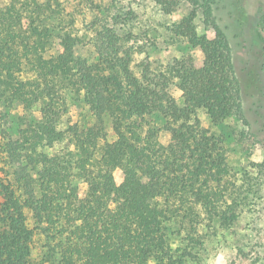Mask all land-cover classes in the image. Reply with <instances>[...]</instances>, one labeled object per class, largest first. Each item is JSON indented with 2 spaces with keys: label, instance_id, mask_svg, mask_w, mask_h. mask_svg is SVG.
<instances>
[{
  "label": "trees",
  "instance_id": "trees-1",
  "mask_svg": "<svg viewBox=\"0 0 264 264\" xmlns=\"http://www.w3.org/2000/svg\"><path fill=\"white\" fill-rule=\"evenodd\" d=\"M73 1L113 19L93 0L0 5V264H32L35 243L40 264H190L208 237L201 228L236 218L221 144L231 137L223 121L242 114L244 75L214 0H185L214 37L197 36L193 10L175 27L183 55L156 70L110 20L85 36L93 56H75ZM156 1L168 13L175 0ZM195 48L200 62L187 53ZM69 103L79 110L73 123Z\"/></svg>",
  "mask_w": 264,
  "mask_h": 264
},
{
  "label": "rangeland",
  "instance_id": "rangeland-1",
  "mask_svg": "<svg viewBox=\"0 0 264 264\" xmlns=\"http://www.w3.org/2000/svg\"><path fill=\"white\" fill-rule=\"evenodd\" d=\"M93 1H98L102 7L108 6L114 21L107 17V13L97 17L93 11L87 9L85 12L75 7L77 2L73 1L71 9L67 11L74 10L77 20L75 30L81 36V42L74 48L77 57L93 56L85 36L91 38L95 34V24L100 23V30L106 26L105 20L115 24L125 39L129 38L126 46L144 49L155 70L183 55L179 49L183 46V40L177 35L175 27L193 10V26L197 36L207 39L214 37L212 29L204 25L201 7H194L185 0H175V6L173 1L168 13L156 0ZM4 2L0 0V5ZM161 2L166 3L167 0ZM213 12L231 42L235 71L240 77L244 75L241 79L244 91L241 97L242 114L234 113L223 121L231 137L221 144L229 172L227 191L233 199V202L229 200L227 203L234 208L236 218L229 226L216 224L212 229L202 227L201 233L208 234L205 245L198 259H191L188 263L264 264V70L257 49L264 47V0H214ZM187 53L196 62L203 59L198 48ZM54 54L53 46L45 57ZM169 92L180 103L181 92L174 86L169 88ZM78 112V108L68 104V118L72 123L76 121ZM13 113L20 115L22 109L17 107ZM34 116L38 118L39 114L35 113ZM197 117L202 128L210 135L220 136L217 126L203 112H199ZM4 128L5 115L0 107V129ZM170 138L167 131H160L159 142L162 145H167ZM77 184L80 189L86 188L82 182ZM31 259L32 264H40L36 243L31 248Z\"/></svg>",
  "mask_w": 264,
  "mask_h": 264
}]
</instances>
